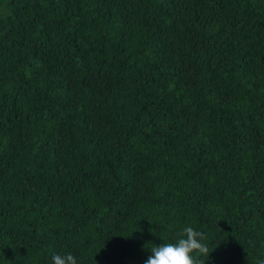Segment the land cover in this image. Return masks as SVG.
I'll return each mask as SVG.
<instances>
[{
  "label": "trees",
  "instance_id": "obj_1",
  "mask_svg": "<svg viewBox=\"0 0 264 264\" xmlns=\"http://www.w3.org/2000/svg\"><path fill=\"white\" fill-rule=\"evenodd\" d=\"M185 226L264 262V0H0V264Z\"/></svg>",
  "mask_w": 264,
  "mask_h": 264
},
{
  "label": "clouds",
  "instance_id": "obj_2",
  "mask_svg": "<svg viewBox=\"0 0 264 264\" xmlns=\"http://www.w3.org/2000/svg\"><path fill=\"white\" fill-rule=\"evenodd\" d=\"M204 241V233L192 226H185L174 240L158 245L153 243L144 264H206L210 253ZM205 257L208 259L205 260ZM50 264H79V261L71 252L61 254L53 251Z\"/></svg>",
  "mask_w": 264,
  "mask_h": 264
}]
</instances>
